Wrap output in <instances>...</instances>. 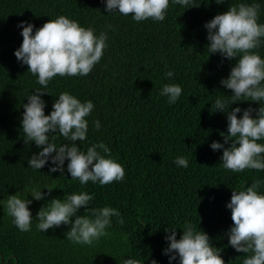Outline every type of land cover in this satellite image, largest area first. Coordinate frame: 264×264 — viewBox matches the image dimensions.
<instances>
[{
  "label": "trees",
  "instance_id": "1",
  "mask_svg": "<svg viewBox=\"0 0 264 264\" xmlns=\"http://www.w3.org/2000/svg\"><path fill=\"white\" fill-rule=\"evenodd\" d=\"M240 2L252 0H226L219 5L215 0H194L198 7L187 10L170 4L163 22L149 19L137 23L130 15L109 14L103 0H0V200L16 192L32 199L28 193L33 186H58L51 196L29 206L33 218L52 197L87 191L94 197L89 207H115L124 219L120 224L113 217L109 235L94 246H79L66 239V226L41 232L33 220L31 231L20 232L0 205V264H122L128 256L141 264H151L153 259L169 264L163 254L165 228H178L179 239L183 234L179 228L185 223L209 234L225 264H242L247 254L228 246L226 232L233 221L226 205L233 189L264 180V172L227 171L220 159L223 149L210 148L213 141L224 143L221 133H227L226 114L212 112V103L232 94L220 81L228 76L236 59L222 62L218 53H207V30L203 27L229 5ZM259 2V22L264 23V0ZM60 15L94 28L97 34L106 31L108 46L87 76L57 75L52 79L46 89L52 95L43 96L45 114H50L56 96L64 91L81 101L92 100L95 108L87 117L88 140L81 150L103 141L123 165V181L81 186L67 172L65 176L49 173L48 165L41 171L28 168L27 158L39 149L34 142L25 143L23 104L33 89L42 86L14 55L23 41L17 24L28 21L41 27ZM257 51L264 57V46ZM168 71L174 77L165 79ZM164 83L182 86L176 104H167L159 95ZM250 104L259 107L258 102L249 101L231 107L247 108ZM95 120L101 123L99 130L93 126ZM56 143H64L63 138ZM229 146L230 142L225 145ZM177 156L187 157L189 166L177 167Z\"/></svg>",
  "mask_w": 264,
  "mask_h": 264
},
{
  "label": "clouds",
  "instance_id": "2",
  "mask_svg": "<svg viewBox=\"0 0 264 264\" xmlns=\"http://www.w3.org/2000/svg\"><path fill=\"white\" fill-rule=\"evenodd\" d=\"M109 14L131 16L137 23L147 20L163 22L171 4L184 9L194 7V0H103ZM224 4L226 0H215ZM198 7V6H195ZM261 3L240 2L231 4L228 10L216 14L203 27L207 30V53L219 54L229 61L236 59L226 78L220 84L230 89L231 95L220 96L212 103V112L226 114L227 133L222 132L224 143L213 141V151L223 149L220 157L225 170L240 173L245 169L264 172V57L257 51L264 46V23H260ZM111 28V25L108 26ZM22 44L14 52L21 66L42 86L33 89L23 104L21 129L26 144L34 142L38 152L28 160V168L41 171L46 165L49 173L65 172L71 180L81 186L108 185L123 181L125 169L111 155V149L103 141L91 143L86 150L81 145L88 140L89 121L95 105L92 100L81 101L68 91L59 93L52 104L50 114H45L47 101L43 99L49 83L57 75L61 77L87 76L98 64L107 48L108 33L99 34L92 27H83L74 19L60 15L50 19L41 27L28 21H20ZM174 77L172 71L165 79ZM183 93L177 83H164L159 95L166 98L169 105L176 104ZM52 95V94H51ZM258 102L259 107H231L238 102ZM242 115H238L241 114ZM99 130L101 123L94 121ZM63 138L64 143L56 140ZM79 141V144H77ZM229 147H225L229 144ZM67 162V164H66ZM177 167L187 168L185 156L174 160ZM66 164V168H65ZM58 186H33L28 199L22 193L8 194L0 200L3 210L20 232H29L33 220L36 229L47 232L66 226V239L73 245L94 246L102 237L108 236L113 217L124 223L120 211L111 206L89 207L93 195L87 191L65 193L63 198L52 197L39 209L33 218L30 205L33 201L45 200ZM60 187V186H59ZM47 189L44 192L43 189ZM62 188V187H60ZM264 180L257 179L240 190L233 189L226 207L231 210L232 225L226 232L228 246L236 252L247 254L242 264H264ZM83 208L84 213L80 214ZM74 218V219H73ZM200 228V227H199ZM176 227L165 228L164 239L167 246L163 254L169 264H225L219 248L215 247L207 232L198 231L192 223H185L183 234L177 239ZM122 264H141L140 260L128 256ZM151 264H159L156 259Z\"/></svg>",
  "mask_w": 264,
  "mask_h": 264
}]
</instances>
